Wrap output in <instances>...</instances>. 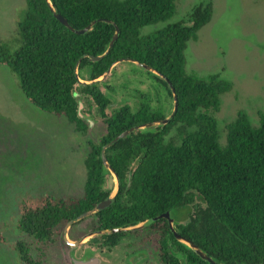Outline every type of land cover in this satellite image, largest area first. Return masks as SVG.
<instances>
[{
	"label": "trees",
	"instance_id": "1",
	"mask_svg": "<svg viewBox=\"0 0 264 264\" xmlns=\"http://www.w3.org/2000/svg\"><path fill=\"white\" fill-rule=\"evenodd\" d=\"M51 2L70 27L56 18L47 0H27L18 24L19 43L14 49L0 43V63L16 74L33 105L66 117L77 132L86 133L90 125L78 114L76 93L89 94L109 131L99 143H88L83 195L43 193L21 204L17 229L23 238L14 243L21 264H46L45 248L55 243L60 228L110 196L112 190L104 187L102 147L143 119V113L132 115L129 106L111 109L108 96L95 83L80 87L76 65L81 59L78 71L91 65L92 78H98L125 57L146 62L168 76L179 105L166 130L177 124L183 128L177 143L139 131L107 148L106 156L120 178V187L114 201L95 213L97 228L127 227L170 211L178 231L214 260L264 264V111H259L258 125L247 113L239 112L227 124L226 144H221L215 115L233 82L216 73L200 75L186 69L188 42L197 40L199 30L211 21L213 3L196 5L186 21L142 34L144 26L170 18L176 0ZM96 19L103 20L84 34L71 29L85 28ZM115 24L121 32L111 51L98 61H90L87 55L106 51ZM181 210H187L183 221L174 216ZM149 229L161 264H212L178 240L166 218L154 221ZM132 233L104 234V244L114 247ZM6 241L0 237V242Z\"/></svg>",
	"mask_w": 264,
	"mask_h": 264
},
{
	"label": "rangeland",
	"instance_id": "2",
	"mask_svg": "<svg viewBox=\"0 0 264 264\" xmlns=\"http://www.w3.org/2000/svg\"><path fill=\"white\" fill-rule=\"evenodd\" d=\"M211 1L214 13L209 23L190 40L185 54L188 72L200 75L219 74L233 82V88L222 96L220 110L215 115L220 131V143L226 144V126L239 112H245L254 125L259 124V111H264V0H176L175 13L168 19L146 25L142 34L152 33L168 24L186 21L194 7ZM27 0H0V43L12 49L19 43V21L24 16ZM134 62H120L102 82L115 88L111 98L124 95L123 84L131 86L145 76ZM133 70V71H132ZM90 66L80 72L87 79ZM134 72V73H133ZM163 95L167 94L164 92ZM85 113L94 122L86 133L75 130L68 119L46 113L25 96L16 74L0 63V264H21L14 243L19 238L17 224L21 204L31 196L51 193L55 196H80L85 192L87 169L85 157L89 142L98 143L106 124L96 107L84 97ZM122 103V102H121ZM119 105V103H118ZM116 106V105H115ZM173 106V101L171 103ZM174 107V106H173ZM90 109L91 114L86 110ZM177 124L165 138L179 142ZM106 189L117 190L116 177L106 171ZM187 210L174 214L185 220ZM94 214L73 223L68 240L78 243L75 248L65 238V226L56 235L55 243L45 248L46 264H74L72 256L94 255L98 264H161L154 236L148 227L124 236L114 247L104 244L97 229ZM177 227V225L175 224ZM136 231V232H135Z\"/></svg>",
	"mask_w": 264,
	"mask_h": 264
},
{
	"label": "flooded vegetation",
	"instance_id": "3",
	"mask_svg": "<svg viewBox=\"0 0 264 264\" xmlns=\"http://www.w3.org/2000/svg\"><path fill=\"white\" fill-rule=\"evenodd\" d=\"M120 62H123V61H119L116 65H118ZM128 62H133V61H128ZM140 62H143V61H140ZM134 63L136 65H138L139 67H141V69H143V70H135L134 69V72H138L140 74L142 73L145 77L140 78L138 81L132 80L131 86H126V84H123L122 89L124 91V95L120 96L118 101L115 98L112 99L111 95H110L111 92L113 90H115V88L112 86H109V85L108 86L104 85V83L102 85V82L105 81V79L111 74V72L113 70L110 72V74L106 78H104L103 80H99L97 82H95V80L99 79L101 76L98 78H92V66L91 65H87L82 69V70H84L86 67L90 66V71H89V75H88L87 79H82L81 75H79L82 70L78 71V75H79L78 79L79 78L81 79V80H79L81 82L80 87H82L83 84H85V83L86 84L95 83V85H97L108 96V98L110 100V108L111 109H115V108L121 109L125 106H129L130 114L136 115L140 112L143 113V117H144L143 119L139 118L137 121H135L133 123V125H131L127 129H125L124 131L131 129L132 127H137V126L150 124V123L155 124L157 122H160V121L164 120L166 117H168L172 113L173 108H174L173 107L174 106V94L172 92V88H171L169 81L164 77L167 75H165L160 70L156 69L154 66L153 67L156 70H158L160 73H162L163 75H160V74L156 73L154 70H151V69L144 67L142 64H140L138 62H134ZM116 65H114L113 69L116 67ZM148 65H150V64H148ZM164 81L167 84H165ZM164 92L167 94V97H166V95H163ZM77 93L82 98V101L84 103V108H85V105H87L84 102V97H85V98H88V100H90L91 103H93L95 105L96 110L99 113L97 105L94 103V101L92 100V98L89 94H87L85 92L84 93L83 92H77ZM176 93H177V91H176ZM114 100H115L116 106H113ZM172 101H173V106H171ZM118 103H119V105H118ZM178 105H179V97H178ZM146 107H148V109H145ZM141 110H143V111H141ZM86 111L88 114H91L90 109H88ZM99 115L104 120V122L106 124V130H105V133L101 136V138L99 140V142H100L101 139L104 138V136L108 134L109 126L100 113H99ZM168 123L163 127L160 125H154V126L148 125V126H144L143 128H136L135 130H133L129 134H131L133 132L138 133L139 131H141L142 133H145V134L155 133L157 135H163L164 138H166L169 135L170 131L175 127L174 126L173 128H170L167 131L166 127H167ZM89 129H90V127H89ZM124 131H122V132H124ZM80 133H82V132H80ZM121 133H119V134H121ZM116 137H114V138H116ZM112 140H110L109 142L104 144L103 147L105 145H108ZM91 141H93V140H91ZM110 146H107V148ZM107 148H106V150H107ZM101 157H102V151H101ZM130 177H131V172L129 173V177H128L129 180H130ZM104 181H105V178H104ZM119 185H120V178H119ZM96 219H97V223H98L97 216H96ZM146 227L149 228V225ZM176 229L179 230L178 227H176ZM97 230H100V229L97 228L96 231ZM102 235H104V234H102Z\"/></svg>",
	"mask_w": 264,
	"mask_h": 264
},
{
	"label": "water",
	"instance_id": "4",
	"mask_svg": "<svg viewBox=\"0 0 264 264\" xmlns=\"http://www.w3.org/2000/svg\"><path fill=\"white\" fill-rule=\"evenodd\" d=\"M53 14L56 16L57 19H59L62 23H64L65 25H67L68 27H70V24L68 23L67 19L62 16L57 10L56 8L54 7V5L52 4L51 0H47ZM103 19H96V20H93L90 24H88L85 28H82V29H74L71 27V29L73 31H75L76 33L78 34H84L86 32H88L91 27L97 22V21H101ZM105 21H108V22H111V23H114L113 21L111 20H108V19H104ZM116 26V31L113 35V38L112 40L110 41L109 45H108V48L106 49V51L100 55H87V57L89 58L90 61H98L102 58H104L110 51L111 49L113 48L115 42L117 41L119 35H120V27L115 24ZM80 61L81 59L78 61L77 65H76V73H77V76L79 77L78 75V67H79V64H80ZM119 61H133V62H138L140 64H142L144 67L148 68V69H151V70H154L156 73L160 74V75H163L162 73H160L158 70H156L153 66L151 65H148L147 63L145 62H140L139 60L135 59V58H129V57H126V58H122L120 59ZM119 61H117L116 63H114L113 65L110 66V68L99 78V79H96V81H99V80H103L104 78H106L110 72L113 70V67L114 65H116ZM170 83L171 85V88H172V92L174 94V108H173V111L172 113L166 117L164 120L160 121V122H157V123H150V124H145V125H141V126H137V127H132L131 129L129 130H126L124 132H122L121 134H119L116 138H114L108 145H105L103 148H102V160H103V166H104V172L106 173V171L108 172H112L115 177H116V181H117V190L115 192H112L111 191V194L109 197H107L105 200L101 201L100 203H98V205L91 209V210H88L80 215H78L76 218L68 221V223L66 224L65 226V238L66 240L71 244L72 248H75L78 243H72L68 240V237H67V232H68V229L69 227L75 223V222H78L92 214H95L99 211H101L102 209H104L105 207L109 206L115 199L117 193H118V190H119V176L118 174L116 173V171L114 170V168H112L111 164L109 163L108 161V158L106 156V148L107 146H110L112 143H115L117 142L119 139L121 138H124L126 137L130 132H132L133 130H135L136 128H143L144 126H148V125H160V126H165L168 122H170V120H172V118L174 117L175 113L177 112L178 110V94L176 93V88L174 86V84L168 79L167 76H164ZM79 80H81L79 78ZM91 82V81H90ZM76 97H79V108H78V114L81 118L87 120L89 122V125L90 127L92 126V123L94 122L93 118L88 116L85 111H84V103L82 101V98L81 96L77 93L76 94ZM116 103H115V100H114V103H113V106H115ZM161 218H166L170 224V227H171V230L173 231V233L175 234V236L177 237L178 240L182 241L185 245H187L189 248L193 249L194 251H196L203 259L209 261L210 263L212 264H229V263H224V262H219V261H216L214 260V258H212L211 256H209L205 251H203L200 247H198L193 241L189 240L188 238L184 237L177 229H176V221L175 219L172 217L171 215V212L170 211H166L158 216H155V217H152V218H149L143 222H139L135 225H129L127 227H115V228H111V229H100V230H97V231H94V232H91L90 234L88 235H91V234H94V233H98V234H112V233H117V232H122V231H129V230H136V229H139V228H142V227H146L148 225H150L151 223H153L154 221L156 220H159ZM72 261L74 262V264H98L99 263V259L94 256V255H86L80 259L78 258H75L74 255L72 256Z\"/></svg>",
	"mask_w": 264,
	"mask_h": 264
}]
</instances>
